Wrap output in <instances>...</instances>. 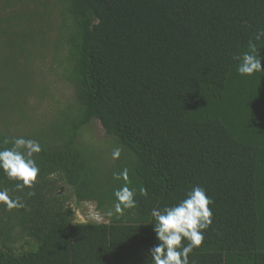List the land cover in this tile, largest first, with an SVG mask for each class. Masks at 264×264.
<instances>
[{
    "label": "trees",
    "instance_id": "trees-1",
    "mask_svg": "<svg viewBox=\"0 0 264 264\" xmlns=\"http://www.w3.org/2000/svg\"><path fill=\"white\" fill-rule=\"evenodd\" d=\"M260 29L264 0H0V150L41 146L32 188L0 170L24 205L0 203V264H152V209L194 186L212 223L189 264H264V72L234 59Z\"/></svg>",
    "mask_w": 264,
    "mask_h": 264
},
{
    "label": "clouds",
    "instance_id": "clouds-1",
    "mask_svg": "<svg viewBox=\"0 0 264 264\" xmlns=\"http://www.w3.org/2000/svg\"><path fill=\"white\" fill-rule=\"evenodd\" d=\"M264 39V29H260L248 41V50L234 57L238 60L237 72L242 76H252L264 72L262 57L257 55L256 42ZM5 143H8L6 140ZM11 148L0 150V170L11 181L16 182V188H32L39 174V168L33 159L34 154L41 151L36 140L23 137L14 138ZM120 150L113 152V158H118ZM114 180H123L125 183L114 191L115 212L136 207L134 191L128 186V169L113 173ZM142 195L147 190L141 187ZM29 196L35 195L29 192ZM0 203L9 209L23 207L19 198L12 199L7 189L0 190ZM212 200L207 196L204 188L194 186L186 197L179 203L166 206L162 210L153 208L151 215L154 218V232L159 243L150 249L152 264H189V254L198 248L204 241V230L212 223V211L209 205ZM182 241H187L182 244Z\"/></svg>",
    "mask_w": 264,
    "mask_h": 264
},
{
    "label": "rangeland",
    "instance_id": "rangeland-1",
    "mask_svg": "<svg viewBox=\"0 0 264 264\" xmlns=\"http://www.w3.org/2000/svg\"><path fill=\"white\" fill-rule=\"evenodd\" d=\"M95 135L100 133L99 129L97 127H95L93 129ZM81 217L83 219H88L90 217H94V218H97L95 217V215L93 216V212H92V206H89V205H85L83 208H82V212H81Z\"/></svg>",
    "mask_w": 264,
    "mask_h": 264
}]
</instances>
